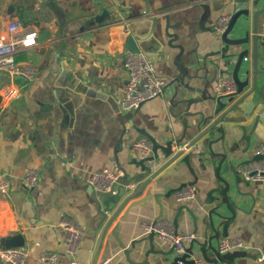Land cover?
<instances>
[{
    "label": "crops",
    "instance_id": "crops-1",
    "mask_svg": "<svg viewBox=\"0 0 264 264\" xmlns=\"http://www.w3.org/2000/svg\"><path fill=\"white\" fill-rule=\"evenodd\" d=\"M247 3L250 20L246 26L251 29L252 14L263 7L264 0H0V33L6 32L11 22L39 32L38 45L22 51L26 58L19 60L37 68L34 78L23 81L0 73V89L10 81L21 85L17 98L7 100L0 96V170L7 174L11 184L8 194H0L3 244L26 246V264H47L38 259L45 251L57 254L56 264H70L66 230L60 225L63 217H68L84 230L76 254L82 262L91 264L94 258V264L144 262V252L150 249L149 240L141 241L133 252L125 254L110 232L116 228L127 249L133 240L149 235L145 225L158 219V204L149 200L145 205L129 207L148 193L165 194L159 197L164 206L163 221L173 224L176 218L177 231L172 225L175 232L193 234L200 240L207 232L213 234L203 220L220 203L224 187L215 171L220 159L214 158L209 150V138L219 139L218 131L203 136L192 149L190 165L195 176L178 162L162 171L140 197L131 199L120 210L95 257L103 226L98 203L101 199L92 197L87 178L106 168L119 170L121 176L122 168L130 175L139 172L131 162L141 157L133 143L144 136L143 131L160 144L182 136L184 143H189L200 134L198 122L220 107L215 100L191 107V111L203 113L188 117L186 130L182 121L171 115L169 104L177 91L187 98L218 96L217 81L232 73L234 63L225 53L227 46L215 24L220 15L234 14ZM107 8H112L109 17L82 30L89 17ZM263 17L264 14L260 17L256 62L261 72H264V36L260 34ZM243 22L242 16L238 23ZM125 26L130 30L128 36L124 34ZM250 31L232 36L250 38V63L239 70L240 79H248L249 84L240 95L222 100L227 106L215 119L227 110L226 116L231 121L219 124L225 137L211 145L213 153L226 154L236 170L254 160L255 150L264 144V102L260 97L264 74H256L253 69ZM129 36H133L141 52L153 57L158 74L165 80L164 93L144 102L131 121L122 119L126 113L121 111ZM233 49L243 50L242 46L230 47ZM255 79L257 87L252 92ZM249 92L252 93L246 95ZM234 104L237 108L232 110ZM177 110L182 111L183 106ZM206 127L202 126V131ZM204 146L206 151H202ZM29 167L40 169L39 183L33 188L26 187L22 180ZM222 178L230 182L229 196L238 208L227 237H239L249 246V256L235 258L232 264H260L257 255L264 251V180L246 181L238 176L236 184L231 172L224 173ZM188 182H195V198L178 201L174 190ZM117 206L110 203L106 207L102 203V211L109 217ZM187 207L198 217L196 233ZM216 212L232 216L226 205ZM213 219L220 235L212 240V246L218 251L220 240L226 237L222 235L223 221L216 215ZM153 244L163 253L150 254L149 264H172L176 257L172 247L158 236H154ZM190 245L191 241L186 242L185 247ZM193 252L192 256L201 257L196 244ZM208 255L214 257L212 250ZM0 264L5 263L0 260Z\"/></svg>",
    "mask_w": 264,
    "mask_h": 264
},
{
    "label": "built area",
    "instance_id": "built-area-1",
    "mask_svg": "<svg viewBox=\"0 0 264 264\" xmlns=\"http://www.w3.org/2000/svg\"><path fill=\"white\" fill-rule=\"evenodd\" d=\"M231 13H225L219 16L215 24V30L222 35L228 28L232 18ZM250 15H243V24H237L229 37L240 32H250L252 28H247L246 21L250 20ZM124 34L128 36L130 30L128 26L124 28ZM260 34L264 36V17L261 20ZM39 32L34 29L25 30L18 22H11L7 25L6 32L0 33V73H8L11 77H20L24 80H31L37 73L35 66L20 63L16 60V55L20 51H26L38 45ZM240 37V36H239ZM237 37V38H239ZM243 49L251 50L249 43L242 44ZM238 50H228L225 53L230 59H235ZM250 63V55L243 58V65L247 68ZM126 80L123 94L121 97V111L128 113L139 109L146 101L161 96L165 89V80L157 72V67L153 57L145 52H130L125 58ZM216 90L218 95H227L236 92L237 85L231 74L222 76L218 79ZM21 93V85L13 81L8 82L0 89V96L7 100L17 98ZM133 147L139 152L141 157L151 154L152 144L145 136L137 138ZM255 156H262L259 160H251L237 168V173L246 181H263L264 180V144L255 150ZM122 175L119 170L103 169L99 172L92 173L87 178V183L100 191H111L116 193L120 188L117 184L118 178ZM23 183L28 188L35 187L40 180V169L29 167L23 174ZM131 183L126 189L134 188ZM11 184L7 174L0 170V194H8ZM175 197L178 201L193 200L196 195L194 185L185 186L176 192ZM0 205L2 203L0 202ZM66 230L67 253L71 257L70 264H89L82 262L76 257L77 250L84 236V230L80 224L73 218L63 217L61 224ZM171 222H148L145 225L149 232L157 233L158 238L167 242L176 256H182L185 253L186 242L194 239L193 234H180L175 232ZM249 248L239 237H226L220 240L218 251L221 254L240 250L246 251ZM28 257V248L26 246H5L0 236V260L5 264H26ZM38 259L47 264H56L58 256L54 252H42ZM187 260H180L178 264H208L202 257L193 256ZM257 261L264 264V251H259Z\"/></svg>",
    "mask_w": 264,
    "mask_h": 264
},
{
    "label": "water",
    "instance_id": "water-1",
    "mask_svg": "<svg viewBox=\"0 0 264 264\" xmlns=\"http://www.w3.org/2000/svg\"><path fill=\"white\" fill-rule=\"evenodd\" d=\"M248 3L242 4L240 6V10H238L237 12H235L232 15V18H231V21L229 23L227 30L222 34V40L227 46L225 51L230 50V47L242 46V44L248 43L250 41V38L248 36L239 37V38H230L229 37L230 32L233 31L234 27L237 26L239 19L243 15H249ZM111 11H112V8H107V9L103 10L100 14H95V15L89 17L84 22V27L82 28V30L89 28L90 24H92L94 22L102 23L105 20V18L110 16ZM262 14H264V5L262 8L256 10L252 14V24H253V26H252V37H251L252 63H253V69L256 72V74L257 73H263L264 74V72L257 70V64H256V62H257V50H258L257 43H258V36H259V24H260V17ZM128 44H129V51L130 52H132V53L141 52V49L137 46V43L135 42V39L133 38V36H129ZM249 53H250V50H248V49L239 50L235 59L234 60L230 59V62L234 63V68H233V71L231 73V76L237 85L236 92H234L232 94H227V95H218L216 97L206 96L205 98H202V97L187 98L183 92L177 91L175 93L174 98L171 100V102L169 104V111L173 117H176L182 121L185 130L188 128V117H193L196 115L202 116V113H203V112L191 111V107L193 105L204 102L205 100L209 99V100H215L217 102V104H219V106H220L217 110H215L213 112V114H211L210 116H207V117H203L198 122L197 130L200 131V134L196 138H194V140H192L189 143H184V140H183L184 137L182 136L179 139L169 140V141L164 142V144H160L157 142V140L155 138H153L148 133L143 131L142 135H144L145 137H147L149 139V141L152 144V149H151L150 155H148L146 157H140L139 160H132L131 164L138 167L139 172L130 175L125 170V168H122L123 169V176H120L117 180V184L119 186H122V188L119 189L116 193L113 192V188L111 191L105 192V191L96 190L94 187L91 186L92 197L94 199H96L97 201H98V198L101 199V201H98V203H99V210H100V213L102 216V222L100 223V226L103 225L101 228V231H100V236H99L97 246L95 249L94 257L97 255V253L100 249V246L102 244L103 237H104L105 233L107 232L108 228L110 227V225L112 224V222L114 221V219L116 218V216L118 215L120 210L131 199L140 197L142 195L143 191L145 190V188L152 181H154L162 171H164L167 167H169L173 163L178 162V165L179 164H185L188 167L191 174H193L195 176L194 170L191 168V165H190V158H191L192 153L194 152L192 149L196 148V142L199 139H201L203 136L211 134L213 130L220 132L221 136L219 139L218 138L217 139L209 138L210 139L209 150H210V153L212 154V156L214 158L220 159L219 163L215 166V171H216L217 179L220 182H222V184L224 185V187L221 189V194H222L221 197L222 198H221L220 203L217 204L216 206H213L211 208V210L208 212V219L206 217L203 220V224H205L207 226V228L213 232V234H208V232H207L202 240H200L199 238H194L191 241V245L188 248L185 247V253L182 256H176L174 258L172 264H178V261H180V260L185 261L187 259H190V261H192L191 257H193L192 256L194 253L193 247L195 244L198 246L200 256L208 264H217L218 262L232 264L233 260L235 258H244L246 256H249L246 251H240V250H235V251L227 252L225 254H221L219 251H217L212 246V240L214 238H218L220 235L219 232L215 228V222L213 219V215H216L218 218H220L221 221H223V233H222V235H223V237H227L228 236V232H227L228 228L230 227L231 222H232V220H234L235 215H236L235 210L238 209L237 206L233 203V201H231V198L229 196L231 184L229 181L222 178V175L224 173L231 172L234 175L236 184L238 183V176L239 175L237 173V170H236L234 164L227 159L226 154H224V153H213V151L211 149L212 144L217 143L219 141H222L225 137L224 129H223V127L219 126V124L224 122V121H228V120L231 121V119L226 116L227 110H226V112H224V114L222 116H220V118L215 119V115L219 114L227 106V104L225 102H222V100L226 99V98L232 99L234 96L240 95L243 92L244 88L249 84L248 79L247 80H241L240 76H239V70L242 66L243 58L245 56L249 55ZM256 87H257V81L255 79V82L253 83V86H252V92L255 91ZM252 92H249L246 95L249 96ZM176 97H178V100L175 101ZM260 97H261L262 101L264 102V86L262 88H260ZM181 105L183 106V110L182 111L177 110V107H179ZM234 108H237L236 104H234L231 109L233 110ZM134 112L135 111L128 112V113L124 114L122 116V119H127V120L131 121V118L133 117ZM205 125H207V127L205 130L202 131V126H205ZM134 128L137 129L135 126H134ZM242 130H244L243 127H242ZM202 151H206V146H204L202 148ZM261 158H263V157L262 156H256L254 160H259ZM161 159L164 160V162H162V164H160ZM154 164H157V166H154ZM131 183H134V185H135L134 189L122 190L125 186H127ZM194 183L195 182L184 183L181 185V187L179 189H181L185 186H188V185H194ZM176 191H177V189L174 190V192H176ZM163 195H165V194L148 193L146 196H143L142 198H139L138 200L131 202L129 204V207L132 208V207H135L137 205H143V204L145 205L147 203V201L154 200L160 208L158 219L155 220V222H162L164 219V216H163L164 206L159 201V197H161ZM169 195L170 194H168L167 196H169ZM102 203L106 207H109L110 203L114 204V206H117V204L119 206H117L118 208H116V210L108 217L107 214L102 211ZM221 205H226L228 210L232 213L231 217H225V216L216 212V210ZM187 210L195 222L194 228H195V233H196L197 232L196 221L198 220V217L195 216L193 211L190 210L188 207H187ZM178 211L180 212L181 208H178ZM173 224H174V227L177 231L178 222H177L176 218L174 219ZM110 233L112 236H114L117 239L121 248L124 249L125 254H129V253L133 252L136 249L137 244L140 243L141 241H143L145 239L150 241V249H148L144 252V256H145L144 262L130 261L131 264H149V262L147 261V258L149 257L150 254L163 253L162 251H158L154 248L153 239H154V236H158L157 233H155L154 231L149 232V235L146 238L133 240L131 242L130 248H128V249L126 248L125 244H123V242L120 240L119 235L116 232V228L111 230ZM12 246H17V245H12ZM209 250H212V252L214 254L213 258H211L208 255ZM171 252H173V248H172ZM94 263H95V258L91 262V264H94Z\"/></svg>",
    "mask_w": 264,
    "mask_h": 264
},
{
    "label": "trees",
    "instance_id": "trees-1",
    "mask_svg": "<svg viewBox=\"0 0 264 264\" xmlns=\"http://www.w3.org/2000/svg\"><path fill=\"white\" fill-rule=\"evenodd\" d=\"M26 58V54L25 52L20 51L17 55H16V60H24Z\"/></svg>",
    "mask_w": 264,
    "mask_h": 264
}]
</instances>
